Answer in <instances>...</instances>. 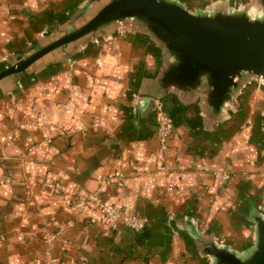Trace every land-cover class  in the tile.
<instances>
[{"label": "crops", "instance_id": "obj_1", "mask_svg": "<svg viewBox=\"0 0 264 264\" xmlns=\"http://www.w3.org/2000/svg\"><path fill=\"white\" fill-rule=\"evenodd\" d=\"M80 2L0 0V55L38 40L41 29L63 24ZM96 40L101 46L87 41L79 57L74 50L57 52L0 82V94L24 90L15 106L0 99V264H44L45 229L58 233L51 252L60 264H182L190 255L187 229L233 248L248 247L254 236L250 211L264 210V164L257 162L264 157V134L255 133L256 139L247 121L264 86L247 84L237 106L211 124L197 102L163 96L173 128L161 152L154 132L157 111H142L137 101L157 73L159 48L142 32L121 27ZM87 51L94 56L83 55ZM32 79L33 88H27ZM41 89H48L43 95L50 99L73 98L76 112L71 108L66 134L23 121L14 125L30 95ZM50 133L51 145H35ZM31 144V161L21 166L19 155ZM223 169L230 177L219 183L213 172ZM116 173L124 175L122 186L104 179ZM25 178L37 182L33 202ZM169 185L172 194L165 191ZM98 188L104 202L145 217V228L137 233L119 223L109 230L96 208L88 206L82 215L71 209L72 197Z\"/></svg>", "mask_w": 264, "mask_h": 264}, {"label": "water", "instance_id": "obj_2", "mask_svg": "<svg viewBox=\"0 0 264 264\" xmlns=\"http://www.w3.org/2000/svg\"><path fill=\"white\" fill-rule=\"evenodd\" d=\"M248 11L190 12L177 0H83L56 30L37 47L0 69V82L19 76L57 52H70L108 31L123 28L145 34L158 48L160 65L145 83L142 111L163 110V96L197 102L204 120L219 121L237 106L236 98L250 82L264 86V0ZM19 87V86H18ZM253 208V241L243 249L212 236L186 230L207 264H264V215Z\"/></svg>", "mask_w": 264, "mask_h": 264}, {"label": "rangeland", "instance_id": "obj_3", "mask_svg": "<svg viewBox=\"0 0 264 264\" xmlns=\"http://www.w3.org/2000/svg\"><path fill=\"white\" fill-rule=\"evenodd\" d=\"M177 2H179V4H181L184 8H186L187 10H189L190 12H193V13L199 12V11H208V9L215 8L216 6H221L219 9L221 11L222 10H226V11H230V12H235V11H239V10L246 11V12L248 11L252 16H254L256 14L261 15L263 13V12L259 11V9L257 11H254L255 8L253 9V5L255 6L258 4L256 0H177ZM82 3H83V0H82V2H80L79 4L77 3V4L80 5ZM36 15L30 14V16L32 18ZM60 25H57L56 27L52 26L51 27L52 29H50V27H47L44 30L41 29V31H37L36 36H34L38 40L31 41L32 39H29L28 41H26V43H28V44L24 43L25 46L20 47V45H22V43L18 44L16 47L12 48L11 50H8L3 55H0V69L3 68L6 65V63L14 62L18 58L24 56L25 53L29 52V50H31L34 47H37L42 41L45 40V38H50L52 36H55L57 34L56 30L60 27ZM123 31H125V30H123ZM123 35H124V33H122V37H124ZM133 39H136V38H133ZM91 41H95L96 42L95 45L97 47L101 46L98 44V41L96 39L95 40L92 39ZM138 41H141V40H138ZM102 44H104V43L102 42ZM74 46L75 47L73 49H71L70 51L74 50L75 55H78V57H79L80 52L83 50L81 48V44H76ZM83 55L94 56V54H91V52H88V51ZM150 62H151V59H150ZM149 67H150V70L153 69L152 65H149ZM64 72H66V70H64ZM35 82H36V79L35 80L32 79V80L28 81L26 83L27 88L28 87L33 88V85ZM38 92H39V94L35 91V93H34L35 95H33V94L30 95L28 103H27V108L25 109L24 112H22V118L20 120L14 119V122H15L14 125L16 126L19 122L23 121V122L29 123L33 126H37L39 128H45V127H49V126H51L52 128L56 127L57 130L55 128H53V130L56 131V134H66L67 127L65 125V122H67V120L69 119V116L71 114L70 113L71 108H73L76 112V105H75L73 98L71 96H67V97L65 96L64 98H62L60 100L50 99L49 97L43 95V92L47 93L48 89H41V90H38ZM23 93H24V90L22 87H20L19 90L12 92L10 94H7V95L0 94V99H3V100L7 99L11 102V104L13 106H15V104L17 103L16 102L17 98L19 96H21ZM252 106H253V111L251 112L250 117H248L249 119L247 122H249V123L247 125H249V127H251L253 135L255 133L256 134H264V130H263V128H261L262 123L264 121V96L258 97L256 99V102H254ZM54 131H53V133H54ZM256 134H255V137H256V139H258ZM52 142H53V135L50 133V134H46L45 136H43L41 141H39L35 145L44 144V145L49 146L52 144ZM35 145L31 144L26 149V151H24L22 154L19 155V164L21 166L24 163H28L31 161L29 156H28V153L31 151V149ZM259 152L261 154V151H259ZM257 153H258L257 149L254 148L255 161L257 159V157H256ZM258 158H259V156H258ZM258 161H260V162H258ZM257 162H258V164L263 165L264 164V157H261L260 160L257 159ZM261 168H264V167H261ZM252 172H253V170L249 171L250 174ZM258 172L261 173L262 171L258 170ZM249 173L247 172V174H249ZM102 180H103V178H101V177L98 178L99 182H101ZM105 180H107V178ZM108 181L115 183L113 180H108ZM33 184H37V182H34V181L32 182L28 179L26 180V178H25V180H23V186L25 188V192H26L28 198L30 196H32V194H33V190H32ZM115 185H116V183H115ZM76 197H78V195L71 198L72 203L70 205L71 209L75 212H76V210L73 208V200ZM64 199H65V197L62 193L57 194V200L59 202H63ZM28 201L33 202V200H31L30 198L28 199ZM256 210L260 211V213H262L264 215V210L262 208H257ZM76 214L82 215L83 213L79 214L78 212H76ZM87 220L89 223H93V222L89 221L88 217H87ZM251 227L253 230V224L252 223H251ZM139 232H141V231H139ZM57 235H58L57 232H51V231L46 230V229L43 231V233L41 235L42 241L44 244V246H43L44 251H43V255H42V260H43L44 264H47V260H49V259H56L55 263L60 264L59 257L57 255L52 254V252H51L52 251L51 249L53 247L52 246L53 242L58 238ZM48 236H55V238L51 241H47L48 239L46 240V238ZM63 245H65V243L61 242L60 247H59L60 251L65 250V249L61 250ZM188 247L190 250L189 256L192 260L188 256V258H186L183 262H181L182 264H207L209 262L207 260V258L200 256L197 249L195 248V245L192 242L189 243ZM239 251H240V249H239ZM79 263L85 264V260H81Z\"/></svg>", "mask_w": 264, "mask_h": 264}, {"label": "built area", "instance_id": "obj_4", "mask_svg": "<svg viewBox=\"0 0 264 264\" xmlns=\"http://www.w3.org/2000/svg\"><path fill=\"white\" fill-rule=\"evenodd\" d=\"M173 124L168 114L164 112L160 106L157 111V119L155 123V137L159 144V149L161 152H165L167 149V140L172 132ZM162 168V167H161ZM214 177L219 183L227 181L230 177L229 171L217 170L213 172ZM107 180H113L116 186H122L124 175L123 173L110 174L106 176ZM104 178V179H106ZM165 191L169 194L174 193V188L172 186L165 187ZM100 190L97 189L95 192L87 193L83 196H78L73 200V208L79 214H82L84 210L90 206L96 208L104 217L105 225L109 230H117L119 223H121L125 228L132 230L133 232L142 231L147 223V219L143 216H138L136 214H126L121 211V209L112 203H106L102 200L100 196ZM90 222H94V219L88 217ZM55 236H48L47 241H51ZM65 249V245L62 246L61 250ZM46 261V260H45ZM56 259L47 260V264H56Z\"/></svg>", "mask_w": 264, "mask_h": 264}]
</instances>
